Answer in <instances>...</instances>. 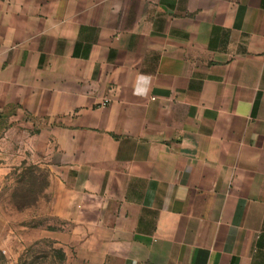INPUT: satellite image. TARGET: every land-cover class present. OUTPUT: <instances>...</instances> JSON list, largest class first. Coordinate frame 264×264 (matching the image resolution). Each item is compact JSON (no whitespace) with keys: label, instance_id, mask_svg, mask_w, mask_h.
Instances as JSON below:
<instances>
[{"label":"crops","instance_id":"obj_1","mask_svg":"<svg viewBox=\"0 0 264 264\" xmlns=\"http://www.w3.org/2000/svg\"><path fill=\"white\" fill-rule=\"evenodd\" d=\"M2 121L77 264H264V0H0Z\"/></svg>","mask_w":264,"mask_h":264},{"label":"rangeland","instance_id":"obj_2","mask_svg":"<svg viewBox=\"0 0 264 264\" xmlns=\"http://www.w3.org/2000/svg\"><path fill=\"white\" fill-rule=\"evenodd\" d=\"M0 125V264H77L73 250L53 237L69 224L50 213V194L43 193L46 154L21 144L20 128ZM5 137L15 142L4 143Z\"/></svg>","mask_w":264,"mask_h":264},{"label":"built area","instance_id":"obj_3","mask_svg":"<svg viewBox=\"0 0 264 264\" xmlns=\"http://www.w3.org/2000/svg\"><path fill=\"white\" fill-rule=\"evenodd\" d=\"M108 102H109V99H108V98H104V99L102 100V102H101V106H105V105H107Z\"/></svg>","mask_w":264,"mask_h":264}]
</instances>
